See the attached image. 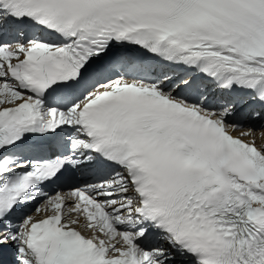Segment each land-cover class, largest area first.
Instances as JSON below:
<instances>
[{"label": "snow or ice", "instance_id": "1", "mask_svg": "<svg viewBox=\"0 0 264 264\" xmlns=\"http://www.w3.org/2000/svg\"><path fill=\"white\" fill-rule=\"evenodd\" d=\"M254 122L264 0H0V264H264Z\"/></svg>", "mask_w": 264, "mask_h": 264}, {"label": "rangeland", "instance_id": "2", "mask_svg": "<svg viewBox=\"0 0 264 264\" xmlns=\"http://www.w3.org/2000/svg\"><path fill=\"white\" fill-rule=\"evenodd\" d=\"M262 134L257 137V144L261 145L264 144V131L261 132Z\"/></svg>", "mask_w": 264, "mask_h": 264}, {"label": "bare ground", "instance_id": "3", "mask_svg": "<svg viewBox=\"0 0 264 264\" xmlns=\"http://www.w3.org/2000/svg\"><path fill=\"white\" fill-rule=\"evenodd\" d=\"M254 123H255V127L260 128V123L259 122H254ZM261 134H262L261 131L260 132L258 131V132L255 133V136L258 137Z\"/></svg>", "mask_w": 264, "mask_h": 264}]
</instances>
